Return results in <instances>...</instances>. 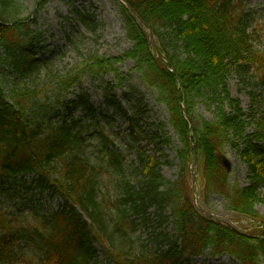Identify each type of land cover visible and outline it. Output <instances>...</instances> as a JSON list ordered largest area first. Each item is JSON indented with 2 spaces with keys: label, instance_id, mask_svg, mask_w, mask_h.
<instances>
[{
  "label": "trees",
  "instance_id": "1",
  "mask_svg": "<svg viewBox=\"0 0 264 264\" xmlns=\"http://www.w3.org/2000/svg\"><path fill=\"white\" fill-rule=\"evenodd\" d=\"M48 1L38 2L37 13ZM126 1L156 35L155 52L125 5L116 1L132 47L107 56L85 50L80 34L70 39L76 60L61 67L64 53L37 57L44 35H34L31 25L37 20L21 16L20 0H0V262L98 264L96 241L115 264H190L206 253L264 264V215L256 209L264 204V143H259L264 142V107L245 112L229 86L233 72L244 74L258 58L247 0ZM74 12L86 31L97 33L101 22L94 11ZM127 60L133 62L130 72L119 66ZM136 77L166 106L168 123H149L138 109L140 101L126 106L118 97L116 90L130 101ZM85 85L103 90L105 106L128 122L124 144L116 145L102 127ZM74 88L78 94L71 99ZM180 101L193 121V137ZM200 104L213 118L201 115L196 123ZM169 126L180 141L178 161L166 153L173 143ZM192 141L200 154L204 191L253 220L250 236L195 209L186 179ZM122 147L135 155L130 166ZM226 149L246 162L248 186L232 184L218 163L216 154ZM175 164L180 175L172 181L162 167ZM58 194L65 206L47 214L42 199ZM151 208L160 226L171 218L177 233L159 232L157 249L134 236L133 215L146 218ZM164 242L167 249L160 248Z\"/></svg>",
  "mask_w": 264,
  "mask_h": 264
},
{
  "label": "rangeland",
  "instance_id": "2",
  "mask_svg": "<svg viewBox=\"0 0 264 264\" xmlns=\"http://www.w3.org/2000/svg\"><path fill=\"white\" fill-rule=\"evenodd\" d=\"M37 1L38 0H20L23 5L22 7L24 10V16L28 15L34 10ZM75 8L94 9L98 19L101 21V27L96 34H91L88 32V35H85V45L83 47L85 50L92 48L98 49L100 53L106 55H117L130 47V42L126 39L122 22L119 18L118 10L113 0H50L45 8L39 13V21L36 27L39 33H45V36L47 37L46 44H51L52 50H57L59 48L64 50L70 49L67 37L75 36L77 29L74 26V21L64 17L65 15H70V13H73ZM247 8L248 10H252L254 12L257 35L259 36L257 39V45L259 48L264 50V0H249L247 3ZM67 52V59H64L61 67L66 66L68 62H72L74 56L76 55L75 51L69 50ZM131 65L132 64L130 62H126L123 69L129 70ZM262 76V73L253 67L251 73H249L247 76H244V78L240 79L237 74L231 78V92L235 97L240 99L244 109H248L253 96H256L257 99L264 101V87L261 84ZM92 98L97 106L102 105L104 101V91L101 89H94L92 91ZM125 100L126 102H129L127 99ZM136 100V96H130L131 104L135 103ZM143 107H145L143 112L145 113V117L148 120H162L166 117L164 106L162 104H158L150 96L144 98ZM202 113L210 117V114L207 111H204L203 107L200 105L196 109V117H198V115L200 116ZM77 114L79 113L77 112ZM196 122L199 123V120ZM111 129L113 130V133L109 129L107 132L112 133L113 139H115V141L118 143V141H120L123 137V131L127 129V124L121 118H117L115 116L111 121ZM119 132H121V135L118 134ZM167 153L169 154L170 158H175L174 149L168 148ZM229 154L231 160L233 161L234 169L231 173L232 180L234 182L238 181L241 185L248 184L249 180L247 177V169L245 164L241 163V161L237 159L232 153L229 152ZM129 158H132V156ZM163 173L171 180H176L179 176L178 167L176 166H164ZM189 181H191V177H189ZM111 187L113 186L111 185ZM202 189L203 188L201 187L202 200L216 211L224 212V207L226 205L225 201L218 196H211L209 198H207V196L205 197L202 193ZM257 209L264 214V204H258ZM239 226L242 230L249 231L251 224L246 221H241L239 222ZM205 258L209 259L207 263L202 262V260ZM193 264L238 263L228 256L217 258H208L204 256L196 259Z\"/></svg>",
  "mask_w": 264,
  "mask_h": 264
},
{
  "label": "water",
  "instance_id": "3",
  "mask_svg": "<svg viewBox=\"0 0 264 264\" xmlns=\"http://www.w3.org/2000/svg\"><path fill=\"white\" fill-rule=\"evenodd\" d=\"M128 7H129V6H128ZM129 9H130V11H132V9H131L130 7H129ZM132 13H133V12H132ZM133 15H134L135 18L138 19L139 23L143 24V22L137 17V15H135L134 13H133ZM218 158H219L220 162H221L225 167H227L228 169L231 168V163L229 162V160H228L225 156H223V155H219ZM196 164H197V162H195V164H194L195 169H197V165H196ZM195 179H196V177L194 176V180H195ZM198 208H199L200 211L204 212L206 215H208V216L211 217V218H215V219H217V220H221V221H225V222H229V223H231V221H230L229 219H227V218H223V217H221V216H219V215H217V214L211 213L210 211L204 209V208H203L202 206H200V205L198 206Z\"/></svg>",
  "mask_w": 264,
  "mask_h": 264
}]
</instances>
